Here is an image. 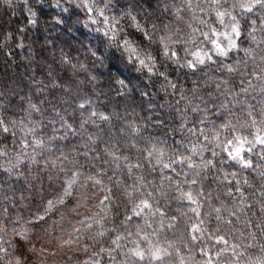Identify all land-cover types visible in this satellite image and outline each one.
Listing matches in <instances>:
<instances>
[{
	"label": "clouds",
	"instance_id": "clouds-1",
	"mask_svg": "<svg viewBox=\"0 0 264 264\" xmlns=\"http://www.w3.org/2000/svg\"><path fill=\"white\" fill-rule=\"evenodd\" d=\"M0 264H264V0H0Z\"/></svg>",
	"mask_w": 264,
	"mask_h": 264
}]
</instances>
